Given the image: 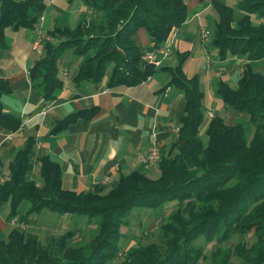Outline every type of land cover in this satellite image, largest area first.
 Returning a JSON list of instances; mask_svg holds the SVG:
<instances>
[{
	"label": "trees",
	"instance_id": "obj_1",
	"mask_svg": "<svg viewBox=\"0 0 264 264\" xmlns=\"http://www.w3.org/2000/svg\"><path fill=\"white\" fill-rule=\"evenodd\" d=\"M84 1L99 18L79 22L55 43L46 41L44 56L29 70L45 100L53 99L63 84L57 64L68 49L84 57L74 77L77 83L100 82L108 69L109 86L145 80L157 70L153 62L143 60L145 51L160 46L187 17L184 0ZM43 4L41 0H0V46L5 44L6 27H33ZM210 4L218 15L212 44L219 59L230 55L247 60L236 86L220 81L216 90L224 104L250 114L254 124L250 141L241 122H226L215 114L205 126L207 141H202L198 132L204 116V91L198 74L184 76L181 59L176 67L168 68L172 74L169 83L183 90L185 108L178 135L167 148L160 147L158 177H150L142 164L121 174L111 187L63 188L59 163L36 154L34 138H27L8 165V177L0 180L1 203L9 201L10 206L6 220L15 217L21 202L27 200L29 205L19 217L26 224L29 214L49 208L86 214L88 221L99 216L98 232L92 245L73 248L70 242L83 231L77 224L49 235L45 242L37 233L13 225L6 238L0 237V264H107L123 247L124 226L134 208H158L172 200L178 208L190 206L193 210L198 204L196 213H183L184 220L178 213L169 214L168 221L160 224L162 244L145 247L137 242L114 264H197L205 253L198 240L208 244L251 230L256 232L253 264H264V74L251 68V62L264 58V0H237L242 15L236 22L230 5L219 0H210ZM252 14L263 21L254 24ZM140 28L148 33L151 47L133 41ZM104 30L111 32L104 36L100 34ZM3 85L7 88L8 81L0 78V92ZM94 112L92 107L79 108L63 115L53 128ZM0 124L9 130L21 124L18 115L3 110L1 101Z\"/></svg>",
	"mask_w": 264,
	"mask_h": 264
},
{
	"label": "crops",
	"instance_id": "obj_2",
	"mask_svg": "<svg viewBox=\"0 0 264 264\" xmlns=\"http://www.w3.org/2000/svg\"><path fill=\"white\" fill-rule=\"evenodd\" d=\"M41 1L44 7L38 13L34 26L6 27L5 44L0 46V78L8 81L7 88L3 85L0 92V101L3 110L21 119L15 130L0 124V180L8 177L7 165L16 151L25 145L27 138L33 137L36 154L48 155L59 163L63 188L83 191L95 184L114 186L121 174L143 164L142 157L152 140L167 148L175 138L170 124L179 122L185 108V95L177 84L169 83L172 74L168 68L175 65L166 63L167 59L174 54L178 56V63L182 58L185 61L192 59L191 69L185 71L183 68L187 73H182L186 78L198 74L208 87L202 98L203 109H207L206 123L210 118L208 112H211L207 106L211 100L208 91L214 86L217 89L220 82L214 81V73L231 77L238 71L239 78L247 62L230 55L223 60L217 55L215 60L208 52L210 43H196L195 35L189 34L188 24L194 17L199 18L210 5L206 0H184L186 20L171 32L168 37L170 53L159 61V68L156 67L152 75L137 84L109 86L108 76L100 82L77 83L74 77L84 57L68 49L57 64L63 84L53 99L45 100L41 87L33 83L29 73L34 63L44 56V43H55L65 37L68 30L76 28L79 22L97 15L84 0ZM206 26L205 19H198L199 30L208 29ZM142 29L133 36V41L138 46L149 48L152 41L147 39V32ZM37 41H40V46L34 48ZM217 104L220 109L227 107L224 102ZM86 107L95 109L90 117L78 116L64 126L53 128L63 115ZM39 213L42 215L40 233L34 232L41 241L45 242L49 235L66 229L69 213L49 208ZM29 218L26 229L38 221L32 213ZM2 223L0 220V232Z\"/></svg>",
	"mask_w": 264,
	"mask_h": 264
},
{
	"label": "rangeland",
	"instance_id": "obj_3",
	"mask_svg": "<svg viewBox=\"0 0 264 264\" xmlns=\"http://www.w3.org/2000/svg\"><path fill=\"white\" fill-rule=\"evenodd\" d=\"M209 2V8L206 9L201 16L194 17L192 21L188 24V31L189 34L195 35V42L198 44H209V53L214 56V59L216 60L217 57V48L212 45V31L215 26V22L218 20V15L215 10V8L210 4V0H206ZM221 3L228 4L232 7V17L234 19V22L238 21V19L241 17V11L238 9L237 0H219ZM251 20L254 24L259 23L262 20V18H259L258 16H255V14L251 15ZM98 16H95L94 19H98ZM203 18L207 22V30H209V35L202 39L200 35V30L197 28L198 19ZM91 19V18H90ZM88 22V21H87ZM184 23V22H183ZM182 23V24H183ZM144 30V29H142ZM95 31V30H94ZM108 32H111L110 30H104L100 34H103L106 36V34H109ZM146 32V31H145ZM147 39H149L148 33H145ZM147 41V40H146ZM171 46V41H170ZM198 49H201L200 46H198ZM167 56V55H166ZM162 57L159 59V61L164 60L166 57ZM237 58V57H236ZM239 58L244 62L245 57L239 56ZM162 59V60H161ZM178 56L177 54H174L171 58L166 60V63L173 64L176 67V63H178ZM180 63V62H179ZM192 59L188 58L185 61V58H182V61L180 63L182 72L188 71L192 67ZM160 65V64H159ZM159 65L156 67L159 68ZM183 66V67H182ZM184 68V70H183ZM251 68L254 71H259L264 74V58H260L258 60H255L251 62ZM110 69H108V72L106 76H108ZM183 72L184 74L187 72ZM226 73V72H225ZM227 74V73H226ZM238 74L239 72L236 71L234 75L231 77H226L223 75H215L214 81L219 82L223 81L231 86H236L238 84ZM199 86L200 88L205 92L207 91L208 87L204 84V80H200L199 77ZM216 84V83H215ZM214 84V85H215ZM213 85V86H214ZM213 89L211 91H208L211 100L208 106V110H210L215 115L222 116L226 122L230 123H236L241 122L244 125V135L247 141H250V139L253 136L254 131V124L253 121L250 119V114L247 113L244 110L234 109L230 105H227V107H223L220 109L218 108V104L222 102V97L218 93V91L215 89V86L212 87ZM207 109L204 108V116L201 121V124L199 126V132L198 135L202 139L204 143L207 141V135L205 132V126H206V120H207ZM213 116V115H212ZM211 117V116H210ZM174 152V150H173ZM172 152V153H173ZM8 168V165H7ZM9 170V168H8ZM147 173L150 177L156 178L160 174V168L159 166H148ZM8 174V172L6 173ZM29 205V202L27 200H23L21 204L18 207L16 216L19 218L21 215L25 212V209ZM193 206V205H192ZM198 204L194 206V209L192 210L191 207H183L178 208L177 207V201H167L162 204V206L158 208H152V207H137L134 208L130 214L127 216L128 220L125 223L124 226V236L122 237L123 247L118 252L116 257L108 262L107 264H114L117 261H120V259L123 258L124 252L129 247L135 245L137 242H139V245H143L145 247H149L152 245V243L156 244H162V239H159L158 233L161 231V223H163L165 220L168 221L167 216L169 214H177L179 215L180 219H185L183 213L189 212V210L192 213H196V208ZM10 210L9 201L8 202H2L0 200V220L2 223V230L0 232V237L6 238L10 228L15 225L12 224L10 221L8 222L6 220L7 214ZM69 213L68 218L66 219V229L72 228L77 224L78 226L83 227V231L80 235H78L77 240L71 241L70 243L73 246V248L84 246L86 247L89 244H93L95 241L96 233L98 232V225L100 217L96 216L95 219L87 220L88 217L86 214H77V213ZM32 215L34 217L37 216L38 221L32 228H28L32 230L33 232L36 231L37 233H40V223H41V213L33 212ZM97 218V219H96ZM172 225H176L175 222H173ZM123 228V227H122ZM35 232V233H36ZM43 239L44 235H40ZM198 242H201L204 244L205 253L201 256V258L198 260L197 264H253L254 261V255L256 249L255 243H256V232L253 230L247 232V233H233L229 235L226 238H219L215 239L212 242L206 244L203 240H198ZM69 243V244H70Z\"/></svg>",
	"mask_w": 264,
	"mask_h": 264
},
{
	"label": "built area",
	"instance_id": "obj_4",
	"mask_svg": "<svg viewBox=\"0 0 264 264\" xmlns=\"http://www.w3.org/2000/svg\"><path fill=\"white\" fill-rule=\"evenodd\" d=\"M170 34H169V36H170ZM200 35H201L202 39H205L209 35V30H207L206 28H201L200 29ZM168 37L160 46L156 47L155 49L146 50L144 55H143V60L146 62H153L155 65H158L159 59L170 53V41H169ZM39 43H40V41H37L36 43H34L33 47L38 48V46H40ZM208 115L212 116V113L208 112ZM179 127H180L179 122L170 124V129L173 131L175 136H177L179 133ZM160 149L161 148L158 145V143L156 142V140H152L151 143L149 144L148 150L146 151V153L142 157V163L146 167L151 166V165H156L157 162L160 160V157H161ZM3 179H1V180H3ZM10 222L12 224L19 225L23 228L26 227V223L21 221L17 216L13 217L10 220Z\"/></svg>",
	"mask_w": 264,
	"mask_h": 264
}]
</instances>
